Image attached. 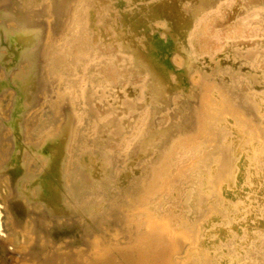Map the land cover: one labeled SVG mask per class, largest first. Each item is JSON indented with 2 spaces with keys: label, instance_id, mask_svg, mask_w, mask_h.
I'll return each instance as SVG.
<instances>
[{
  "label": "bare ground",
  "instance_id": "bare-ground-1",
  "mask_svg": "<svg viewBox=\"0 0 264 264\" xmlns=\"http://www.w3.org/2000/svg\"><path fill=\"white\" fill-rule=\"evenodd\" d=\"M0 264H264V0H0Z\"/></svg>",
  "mask_w": 264,
  "mask_h": 264
}]
</instances>
